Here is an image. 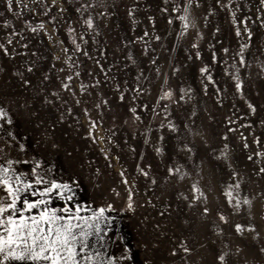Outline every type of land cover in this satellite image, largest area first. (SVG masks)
<instances>
[{"label":"rangeland","instance_id":"374dc122","mask_svg":"<svg viewBox=\"0 0 264 264\" xmlns=\"http://www.w3.org/2000/svg\"><path fill=\"white\" fill-rule=\"evenodd\" d=\"M0 109L47 207L105 209L79 255L264 264V0H0Z\"/></svg>","mask_w":264,"mask_h":264},{"label":"snow or ice","instance_id":"6c2138e0","mask_svg":"<svg viewBox=\"0 0 264 264\" xmlns=\"http://www.w3.org/2000/svg\"><path fill=\"white\" fill-rule=\"evenodd\" d=\"M86 23L89 28L92 27L91 19ZM38 27L42 28L43 25ZM5 115L3 109H0V118ZM8 135L11 137V133ZM5 144L11 147L7 142ZM17 162L8 158L3 147H0V264L24 260L43 261L44 264H104L99 252L81 256L77 247L79 253L88 252L89 237L94 234L99 236L105 209L98 208L91 216L86 217L79 215L80 207L72 209L66 205L59 210L47 207L51 198L49 194L71 200V195H63L71 192L69 185L53 179L50 176L51 169H41L39 161L35 162L28 173L18 172L14 167ZM34 185L44 187L34 189ZM25 192H31L32 196L38 195L39 199L24 197L23 207H18L17 201L21 200V195ZM33 209H39L38 213L25 215ZM58 212L67 215H59ZM17 213L20 215L17 216ZM239 229L240 226L237 225V230ZM220 259L223 260V256ZM107 264H113V261L109 259Z\"/></svg>","mask_w":264,"mask_h":264}]
</instances>
